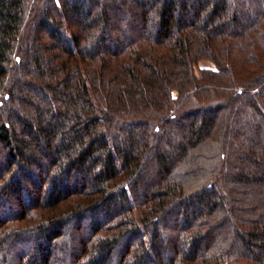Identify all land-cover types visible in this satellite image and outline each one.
Here are the masks:
<instances>
[{
  "label": "trees",
  "instance_id": "trees-1",
  "mask_svg": "<svg viewBox=\"0 0 264 264\" xmlns=\"http://www.w3.org/2000/svg\"><path fill=\"white\" fill-rule=\"evenodd\" d=\"M0 264H264V0H0Z\"/></svg>",
  "mask_w": 264,
  "mask_h": 264
},
{
  "label": "rangeland",
  "instance_id": "rangeland-1",
  "mask_svg": "<svg viewBox=\"0 0 264 264\" xmlns=\"http://www.w3.org/2000/svg\"><path fill=\"white\" fill-rule=\"evenodd\" d=\"M198 67L199 68H213V65L210 64L209 62L204 61V62L199 63Z\"/></svg>",
  "mask_w": 264,
  "mask_h": 264
}]
</instances>
